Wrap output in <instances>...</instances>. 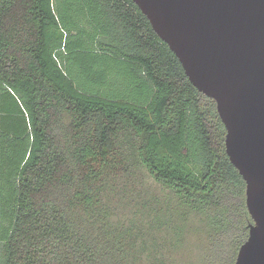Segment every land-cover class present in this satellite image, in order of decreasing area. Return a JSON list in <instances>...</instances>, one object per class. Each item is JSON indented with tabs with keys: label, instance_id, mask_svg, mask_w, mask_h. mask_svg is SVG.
Segmentation results:
<instances>
[{
	"label": "trees",
	"instance_id": "obj_1",
	"mask_svg": "<svg viewBox=\"0 0 264 264\" xmlns=\"http://www.w3.org/2000/svg\"><path fill=\"white\" fill-rule=\"evenodd\" d=\"M225 135L131 0H0V264H178L189 234L234 264L252 219ZM141 171L160 194L127 224Z\"/></svg>",
	"mask_w": 264,
	"mask_h": 264
},
{
	"label": "water",
	"instance_id": "obj_2",
	"mask_svg": "<svg viewBox=\"0 0 264 264\" xmlns=\"http://www.w3.org/2000/svg\"><path fill=\"white\" fill-rule=\"evenodd\" d=\"M216 104L252 219L234 264H264V0H131Z\"/></svg>",
	"mask_w": 264,
	"mask_h": 264
},
{
	"label": "rangeland",
	"instance_id": "obj_3",
	"mask_svg": "<svg viewBox=\"0 0 264 264\" xmlns=\"http://www.w3.org/2000/svg\"><path fill=\"white\" fill-rule=\"evenodd\" d=\"M119 77H121L119 75ZM122 78V77H121ZM117 78L118 84H122L120 87L122 90L124 89L125 79ZM120 89V90H121ZM139 179L131 183L129 190L126 189V196L127 200L123 201L122 203H118L117 201L122 200V194L115 195V209H116V219L123 220L124 222L128 221L131 217L133 211V207H135L136 203L138 206L143 201L145 197H149L153 194L159 195L160 193L156 190L155 182L144 172L138 175ZM124 183V182H123ZM126 187V186H125ZM134 187V189L132 188ZM127 188V187H126ZM121 193V192H120ZM146 195V196H145ZM129 224V222H126ZM184 247L176 253L175 259L178 264H197V255L199 251H197V247L203 245L205 239L203 235H187L185 237Z\"/></svg>",
	"mask_w": 264,
	"mask_h": 264
}]
</instances>
